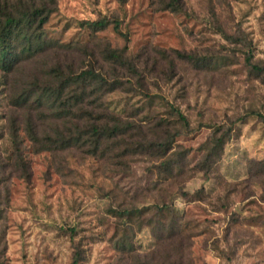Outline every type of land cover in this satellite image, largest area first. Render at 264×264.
I'll return each instance as SVG.
<instances>
[{"label":"rangeland","instance_id":"374dc122","mask_svg":"<svg viewBox=\"0 0 264 264\" xmlns=\"http://www.w3.org/2000/svg\"><path fill=\"white\" fill-rule=\"evenodd\" d=\"M57 4L48 40L90 41L83 20L116 17L121 31L110 24L97 36L146 59L153 97L117 91L110 106L144 118L170 102L190 126L165 157L179 158L172 172L125 145L119 169L74 150L37 151L23 131L19 152L0 70V264H73L77 249L79 264H264V71L247 61L264 65V0H185L183 11L162 0ZM174 50L195 58L175 66ZM128 208L136 212L119 214Z\"/></svg>","mask_w":264,"mask_h":264},{"label":"trees","instance_id":"16d2710c","mask_svg":"<svg viewBox=\"0 0 264 264\" xmlns=\"http://www.w3.org/2000/svg\"><path fill=\"white\" fill-rule=\"evenodd\" d=\"M57 7V0H0V70L9 78L8 133L17 150L22 151L18 139L23 131L37 151L56 154L74 150L119 169L124 164L115 159L122 156L120 147L125 145V155L158 157L159 166L172 172L179 158L165 157L183 127L190 126L186 114L170 102L167 114L144 118L130 114L127 108L121 111L110 106L108 97L117 91L137 90L153 97L146 85V59L141 53L128 54L127 46L112 47L107 39L97 36L98 30L110 24L121 31L116 17L83 20L91 28L90 41L48 40L44 25ZM184 7L185 0H162V9L183 11ZM174 52L175 66L177 60L195 58L193 53ZM247 61L253 70L264 71V65L252 61V54ZM30 63L35 67L27 73L24 66ZM21 72L25 78L20 80L17 75ZM126 83L130 88H125ZM225 142L222 137L216 145L221 147ZM215 155L210 150L206 161ZM134 212L136 208L119 210L120 215ZM81 259V251L75 250L73 264H79ZM159 262L145 260V264Z\"/></svg>","mask_w":264,"mask_h":264}]
</instances>
